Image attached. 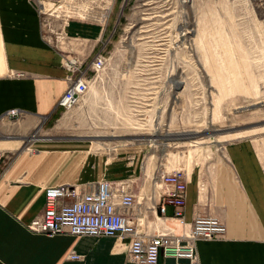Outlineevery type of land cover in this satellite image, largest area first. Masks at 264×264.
Instances as JSON below:
<instances>
[{
    "label": "rangeland",
    "instance_id": "rangeland-1",
    "mask_svg": "<svg viewBox=\"0 0 264 264\" xmlns=\"http://www.w3.org/2000/svg\"><path fill=\"white\" fill-rule=\"evenodd\" d=\"M40 1L52 14L43 34L59 54L90 60L101 52L105 65L73 109L31 129L26 117L5 123L2 135L12 139L2 141L13 148L33 136L78 142L83 172L89 167L98 182L131 174L137 191L151 190L160 169H182L188 180L196 175L202 201L219 174L232 181L229 142L251 140L264 166V0H115L101 40L82 48L56 40L59 8ZM182 132L197 136L165 137Z\"/></svg>",
    "mask_w": 264,
    "mask_h": 264
},
{
    "label": "crops",
    "instance_id": "crops-1",
    "mask_svg": "<svg viewBox=\"0 0 264 264\" xmlns=\"http://www.w3.org/2000/svg\"><path fill=\"white\" fill-rule=\"evenodd\" d=\"M100 30L80 20L65 27L68 36L86 40L99 39ZM65 75L59 52L43 37L33 1L0 0V116L17 109L24 114L21 119H28L24 129L44 124L60 111L56 103L66 89ZM5 123H0V264H134L127 259L126 242L114 238L50 237L27 230L43 210L47 188L68 184L84 191L100 177L89 167V173L82 171L86 152L80 143L43 136L13 148L2 141L12 139L2 135ZM224 159L232 181L219 174L203 201L195 174L187 186L185 220L199 213L216 216L226 226L224 239L196 242L199 264H264V166L247 139L229 142ZM95 161L104 164L102 158ZM126 176L133 177H119ZM69 251L81 259L66 260ZM159 264L187 263L160 256Z\"/></svg>",
    "mask_w": 264,
    "mask_h": 264
},
{
    "label": "built area",
    "instance_id": "built-area-1",
    "mask_svg": "<svg viewBox=\"0 0 264 264\" xmlns=\"http://www.w3.org/2000/svg\"><path fill=\"white\" fill-rule=\"evenodd\" d=\"M43 25L49 21V13L43 11L40 0H32ZM59 8L62 30L55 33L56 40L87 45L90 41L69 37L65 27L71 20H80L100 26L104 32L115 0H55ZM85 10V11H84ZM82 11L84 17L78 16ZM105 17L102 18V15ZM52 15V14H51ZM77 15L78 17H72ZM54 32V30H51ZM43 37L49 42V40ZM73 47V45H72ZM93 47L89 50L91 54ZM86 50V49H85ZM84 50V51H85ZM81 53H60V65L65 70L66 89L56 103V108L70 111L88 92L91 74H97L105 65V58L97 52L90 60ZM19 76V75H16ZM23 112L11 109L0 116L3 121L17 122ZM155 186L145 192L135 189V178L118 181H100L87 186L84 191L74 185H58L45 190L43 210L27 226L33 234L47 236L70 235L93 238L110 237L115 242H126L127 259L134 264H159V257L172 258L176 262L199 264L196 251L198 241H218L225 238L226 226L216 216L196 213L190 222L184 218L187 174L182 169L158 170ZM171 209L169 214L167 210ZM180 228L176 233V228ZM66 260L77 261L81 256L69 251Z\"/></svg>",
    "mask_w": 264,
    "mask_h": 264
},
{
    "label": "bare ground",
    "instance_id": "bare-ground-1",
    "mask_svg": "<svg viewBox=\"0 0 264 264\" xmlns=\"http://www.w3.org/2000/svg\"><path fill=\"white\" fill-rule=\"evenodd\" d=\"M82 15L84 16V13L82 12ZM104 15V14H103ZM103 17H105V16H102V18ZM175 84H177V85H179L180 83H173V85L176 87V85ZM197 135H196V133H194V132H182V133H168V134H166V138L167 139H171V140H186L187 139V137H189V138H195ZM34 139H36V136H33V137H31V140H34ZM31 140H28L27 142H29V141H31ZM149 140V139H148ZM154 141L153 140H150V142L149 143H153ZM29 145V144H28ZM29 151H32L31 150V148H29ZM199 192H201L200 191V189H199ZM199 195H200V193H199ZM179 230H180V228H179V226H178V228H176V233H178L179 232Z\"/></svg>",
    "mask_w": 264,
    "mask_h": 264
}]
</instances>
